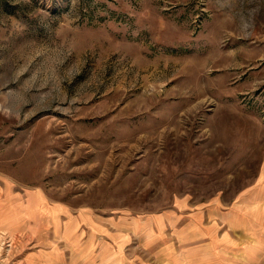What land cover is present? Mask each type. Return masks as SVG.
Returning <instances> with one entry per match:
<instances>
[{
    "label": "rangeland",
    "instance_id": "1",
    "mask_svg": "<svg viewBox=\"0 0 264 264\" xmlns=\"http://www.w3.org/2000/svg\"><path fill=\"white\" fill-rule=\"evenodd\" d=\"M235 206L264 210V0H0V264H172Z\"/></svg>",
    "mask_w": 264,
    "mask_h": 264
},
{
    "label": "crops",
    "instance_id": "2",
    "mask_svg": "<svg viewBox=\"0 0 264 264\" xmlns=\"http://www.w3.org/2000/svg\"><path fill=\"white\" fill-rule=\"evenodd\" d=\"M207 209L203 218L218 213ZM258 209L255 215L251 207L235 206L218 220H203V227L194 220L186 224L177 237L179 248L169 250L172 264H264V210Z\"/></svg>",
    "mask_w": 264,
    "mask_h": 264
}]
</instances>
